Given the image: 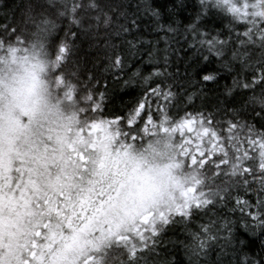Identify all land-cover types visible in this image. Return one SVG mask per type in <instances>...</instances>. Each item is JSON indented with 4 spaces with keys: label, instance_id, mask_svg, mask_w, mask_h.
<instances>
[{
    "label": "trees",
    "instance_id": "1",
    "mask_svg": "<svg viewBox=\"0 0 264 264\" xmlns=\"http://www.w3.org/2000/svg\"><path fill=\"white\" fill-rule=\"evenodd\" d=\"M99 3L100 10H93L89 7L91 0H39V3H36V0H0V25L15 26L19 20L26 18L29 23L35 24L44 31L51 30L53 34L59 31L60 35L69 41L72 62L83 66L94 99L100 100L103 94L102 112L103 118L106 119L113 118V114L126 116L142 97L148 96L156 87L175 94L171 106L166 110L173 120L179 119L185 112L196 111L213 113L218 118H224L233 110L251 116L253 109L258 111L261 107L260 101L264 100V87L261 83L258 82L248 89L241 86L255 78L253 70L250 67H242L239 63L233 64L231 70H227L223 65V58L202 47L194 34L190 33L189 26L193 23L196 13L201 10L197 0H99ZM145 3H150L151 8L159 11L161 23L165 27L171 25L175 31L156 30L153 18L144 9ZM73 5H78L75 11ZM209 11L217 14L214 17L211 15L207 17L209 25L206 30L213 35L219 34L220 39L230 35V29L235 33L245 31L244 25L234 23L227 12L217 7H212ZM105 13L112 18L108 23H105ZM133 13L141 17V28L125 33L120 26L126 24L125 17H131ZM97 16L99 19H96ZM127 41H133L136 47H131ZM193 44L195 47L192 46ZM255 51L259 56V45H256ZM117 56L122 62L120 65L114 63ZM165 56H167L166 74L153 75L157 70L163 71ZM209 74L213 75L214 79L205 82L202 77ZM150 102L153 121L158 122L161 118L156 108L158 101L155 97H151ZM146 111L147 105L140 114L143 119L138 117L136 125L132 127L139 125L142 129L145 126ZM249 123L254 125L255 129L264 131V127L258 121L250 120ZM140 135L146 136L142 132ZM185 135L191 137L192 147L195 148L194 134L185 133ZM180 139V134L177 133L176 140ZM141 141L140 137H137L135 142ZM224 147L231 157L230 147L227 144ZM221 155L222 153L218 151L211 159L215 160ZM221 168L226 169V166L221 165ZM203 169L200 171L205 174L207 184L209 183L207 178L216 174L215 168L210 170L206 164ZM20 174L21 172H15V166H12L6 174L7 177L4 176L0 181V193L7 194L4 188L9 185L11 188L9 199L0 200V216L16 217L17 214L14 212L19 209L18 206L23 208L18 214L27 208H33L34 204L36 208L42 207L39 198L32 193L29 200H27L28 196L23 199L21 196L17 197L19 192L16 188L17 176ZM220 175L222 176L223 173ZM249 180L250 190L245 192L243 187L236 188L231 203L226 208H222L215 217L216 223L221 228L219 231L214 228L213 234L218 235V239L208 241L207 256H202L197 262L188 249V245L193 240L192 234H200L203 238L201 225L208 224L209 221L208 216L194 214L185 224L167 225L161 229L155 237V250L147 257L148 264H217V257L224 244L223 237L227 235L222 227L225 221L230 222L233 235L254 241L249 248L243 249L238 257L229 250L231 264H243L246 255L249 258L256 256L261 247L260 229H257L252 236L245 229L246 224L253 223L247 213L257 211L256 203L260 186L251 177ZM216 183L221 181L217 179ZM236 197L247 201L252 207L242 213L235 203ZM261 198L264 199V196ZM75 203L76 201L71 198H63L62 194L60 198L52 201L47 199L43 201V208L48 212L49 219L38 223L41 232L39 236L35 232L36 224L27 226L29 229L27 234L30 235L27 243L35 251H41L43 246L41 237L56 231L51 230L54 227L60 231L61 244L62 240L71 236L74 231H84L96 213L93 210L89 211L90 204L82 206ZM52 205H56L59 211L57 208L51 209ZM45 224L49 225L46 229L43 227ZM94 235L97 233H85V236ZM55 249L56 245L52 247L51 252L53 253ZM45 254L47 251L43 250L39 256L43 258V264H48ZM139 255L138 252V257ZM116 258L120 264H131L126 252L118 251ZM225 258L221 257V259Z\"/></svg>",
    "mask_w": 264,
    "mask_h": 264
},
{
    "label": "snow or ice",
    "instance_id": "2",
    "mask_svg": "<svg viewBox=\"0 0 264 264\" xmlns=\"http://www.w3.org/2000/svg\"><path fill=\"white\" fill-rule=\"evenodd\" d=\"M197 4L201 10L196 13L193 23L189 26L190 33L194 34L202 47H206L209 52H215L217 57L223 58V65L227 70H231L232 65L236 63L253 70L255 78L242 84L243 88H251L258 82L264 87V0H197ZM109 6L115 7L116 5ZM119 6L123 7V5ZM77 7L78 5H73V11ZM89 7L93 10L96 8L94 4ZM212 7L227 12L234 23L244 25L245 31L235 33L230 29L231 34L225 39H220L219 34L213 35L207 31L206 28L209 25L207 17L209 15L214 17L217 14L209 11ZM144 9L153 18L156 30L175 31L171 25L165 27L161 23L159 11L151 8L150 3H145ZM125 18L127 23L120 26L123 32L128 33L141 28V17L137 14L133 13L131 17L126 16ZM96 19H99V16ZM111 19L105 13V23ZM16 32V28L10 24L0 25V35L12 38ZM127 43L133 48L136 47L133 41H127ZM256 45H259V56L256 55ZM192 46L195 47L194 44ZM65 53L66 48L61 46L57 53V60H61ZM164 61L163 71L157 70L153 75L166 74L167 56ZM114 63L116 65L122 63L119 56L116 57ZM177 72H179L178 69ZM202 79L205 82H211L214 76L209 74L203 76ZM151 97H155L158 101L156 108L161 117L158 122L153 121ZM174 98L175 94L171 91H162L156 87L151 90L148 96L142 97L126 116L121 117L118 114H113V118L106 119L103 118L102 112L103 94H101L100 100L94 99L91 95L88 98L86 112V119L89 122L88 132L91 135L96 130L105 131L107 135L104 139H111L108 129L115 130L116 134L125 141L123 146L131 147L137 143L135 142L137 137H140L141 140L144 138L140 135L141 132L148 135L159 126L161 131H168L175 138L177 133L180 134L181 139L176 140V147L182 161L189 168L199 171L207 164L210 170L215 168L216 174L213 177H208L209 183L206 184L205 179L200 178L194 171L191 184L186 188H181V202L174 207L159 211L156 215L151 211L144 214H131L125 211V215L118 221L105 218L103 206L113 197L109 195L106 199H100L99 197L105 195L104 192H100L96 197L100 207L93 209L96 215L92 217V222L86 226L84 231H74L71 236L63 239L60 249L61 255L64 257L63 264H120L116 258L118 251L126 252L131 264H148L147 257L154 252L155 237L158 236L162 228L167 225L185 224L194 214H203L209 217L208 224L201 225L203 238L200 234L193 233L192 243L188 245L191 256L199 262L202 256H207L208 241L218 239V235H214L213 231L214 228L219 231L221 226L216 223L215 217L222 208H226L231 203L236 188L243 187L245 192L250 190L249 177L259 184L260 190L257 195V211L247 213L253 223L246 224L245 231L252 236L257 229H260L261 247L256 256L249 258L246 255L243 264H264V199L261 198L264 196V131L255 129L254 125L249 123L250 120H255L264 127V100L260 101L261 107L258 111L252 110L251 116L233 110L224 118H218L213 113L196 111L185 112L182 117L173 120L166 110L171 106V101ZM161 103H163V110H161ZM146 105L147 123L142 129L139 125L132 127V125H136L138 117L143 119L140 114L145 110ZM8 119L11 130L14 132L22 133L27 128V125H21L11 115ZM185 133L194 134L195 148L192 147L191 137L186 136ZM225 144L232 151L231 157L229 151L224 147ZM218 151L222 155L215 160L211 159ZM84 159L85 157L81 154V160ZM248 162L251 163L248 164ZM221 165L226 166V169L221 168ZM220 173L223 175L221 176ZM217 179L221 183H216ZM80 199L82 206L90 204L87 195L81 196ZM235 203L240 207L242 213L252 207L251 204L242 201L239 197L235 198ZM57 211H59L58 208ZM81 211L83 212V207ZM27 224H36L38 227L36 235H40L38 223L30 220ZM43 227L46 229L49 225L45 224ZM222 227L226 230L227 235L223 237L224 244L217 257V264H231L229 250L238 257L239 253L243 249L249 248L254 241L233 235L228 221H225ZM28 231L29 229L25 227L22 235H27ZM85 233H97V235L88 240ZM69 238H73L76 242L69 244ZM9 241L5 244L0 240V264H32L36 260L37 253L32 246L27 243L21 244L18 239L11 236ZM221 257L226 258L221 259Z\"/></svg>",
    "mask_w": 264,
    "mask_h": 264
},
{
    "label": "clouds",
    "instance_id": "3",
    "mask_svg": "<svg viewBox=\"0 0 264 264\" xmlns=\"http://www.w3.org/2000/svg\"><path fill=\"white\" fill-rule=\"evenodd\" d=\"M91 4L101 8L99 0ZM14 27V37L0 35V159L10 167L22 161L36 180L42 207L33 205L32 221H47L43 201L61 194L73 201L87 195L89 211L100 207V192V199L111 195L103 209L106 219L116 221L125 211L156 215L180 203L181 188L191 184L196 170L182 161L176 138L159 126L131 147L112 129L111 139L101 130L90 135L92 87L83 66L72 62L68 39L26 18ZM61 46L66 53L58 61ZM10 115L27 125L24 132L11 130ZM196 174L206 179L200 170Z\"/></svg>",
    "mask_w": 264,
    "mask_h": 264
},
{
    "label": "rangeland",
    "instance_id": "4",
    "mask_svg": "<svg viewBox=\"0 0 264 264\" xmlns=\"http://www.w3.org/2000/svg\"><path fill=\"white\" fill-rule=\"evenodd\" d=\"M13 166H15V172H21L20 175L17 176V183L16 188L19 190L17 197H20L23 199L26 196H28L29 200L31 198V193L35 196L38 192V184L36 180L30 175L29 171L24 167L22 161L14 162ZM12 167V166H11ZM8 166L3 159H0V181L5 177H7V172L11 168ZM204 170V169H203ZM19 178V179H18ZM7 194H4L3 192L0 193V200H8L10 197V185L9 187L4 188ZM10 201V200H9ZM45 201V200H44ZM81 199L76 201L75 205H80ZM48 205V204H47ZM46 207V205H45ZM18 210L14 213H16V217L11 216H0V240H2L5 244L9 243V237H14L18 239L21 244L27 243V239L30 238V235H22L24 232V228L27 226H32L34 224H27L28 221L32 220L31 217L33 216V208H27L24 212H20L18 214V211L20 209H23L18 206ZM39 208V207H38ZM57 208V206H51V209ZM49 209V208H47ZM46 211V209H45ZM11 212V211H10ZM8 213V211H7ZM96 215V214H95ZM55 229L56 231H51L50 233H47L46 236L41 237V242H43V246L41 247V251H47V254H45L46 258L48 259V264L51 260L50 264H63L64 257L61 255V240L60 239V231L58 228L54 227L51 230ZM37 229H35V232H37ZM40 231V229H39ZM41 233V232H40ZM94 234V233H92ZM86 239L91 240L93 236H85ZM63 241V240H62ZM28 244V243H27ZM56 245V249L54 252H51L52 247ZM36 251L37 257L36 260L32 262V264H43V258H41L40 252Z\"/></svg>",
    "mask_w": 264,
    "mask_h": 264
}]
</instances>
